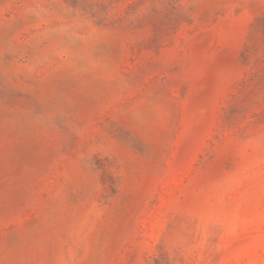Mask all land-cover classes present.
Instances as JSON below:
<instances>
[{"label":"rangeland","instance_id":"obj_1","mask_svg":"<svg viewBox=\"0 0 264 264\" xmlns=\"http://www.w3.org/2000/svg\"><path fill=\"white\" fill-rule=\"evenodd\" d=\"M0 264H264V0H0Z\"/></svg>","mask_w":264,"mask_h":264}]
</instances>
